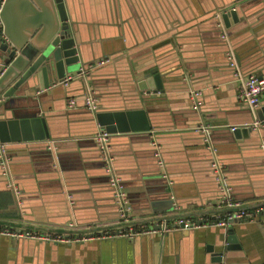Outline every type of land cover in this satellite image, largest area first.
<instances>
[{
  "label": "crops",
  "instance_id": "0c3cea01",
  "mask_svg": "<svg viewBox=\"0 0 264 264\" xmlns=\"http://www.w3.org/2000/svg\"><path fill=\"white\" fill-rule=\"evenodd\" d=\"M263 2L69 0L70 23L85 54L78 66L91 67L84 77L77 75L70 77L66 86L59 84L61 90L53 94L40 92L34 111L45 115L50 140L6 144L20 199H15L0 176V227L41 233L62 232L71 222L78 233L94 226L115 228L117 215L92 142L99 128L84 108L70 109L66 103L70 98L81 102L87 87L106 109L131 108L140 101L154 109L150 116L155 127L149 132L110 136L111 154L134 222H154L168 216L171 209L168 204L151 205L166 200L167 192L157 176L153 142L159 144L163 155L179 207L177 215L196 220L215 213L217 192L209 158L202 138L190 129L197 122L211 128L234 199L249 208L264 202V147L260 134L256 136L259 127L253 129L254 137L240 141L230 131L232 126L259 122L256 112L261 114L264 107V95L255 109L236 96L242 76L264 75ZM232 7L237 19L230 20L225 31L238 62L239 78L226 64L216 24V17ZM106 58L108 61L100 64L99 60ZM152 68L159 72L163 89L144 99L148 96L136 90V80ZM192 89L201 91L197 111L189 97ZM14 98L16 103L29 99L32 105L38 104L34 91ZM260 123L264 127V122ZM262 135L264 138V131ZM47 151L59 157L60 165L56 158L54 165L50 164ZM229 227L235 243L226 257L224 250L220 264H264V215ZM227 229L211 225L163 236L82 243L0 237V264H214L211 255L221 250L219 243L227 245Z\"/></svg>",
  "mask_w": 264,
  "mask_h": 264
},
{
  "label": "water",
  "instance_id": "95a60500",
  "mask_svg": "<svg viewBox=\"0 0 264 264\" xmlns=\"http://www.w3.org/2000/svg\"><path fill=\"white\" fill-rule=\"evenodd\" d=\"M68 3L69 0H0V144H5L6 153L9 157V170L11 168V159L6 144L48 141L51 138L45 115H40V112L37 110L34 111V108L39 106V101L41 99V96L39 95L40 92L48 90L47 92L53 94V91L57 92L58 90H61L62 87L59 84H62L66 77H75L80 74L82 69L88 70L89 67H91L90 65L84 66L83 68L78 66L82 63L83 58H85V54L83 52V44H78L74 36L75 29L70 23ZM235 11V7H232L223 10L220 17H216L219 38L222 41V46H225L223 53L227 61L226 64H228V67L231 69L232 75L234 74V69L229 66L230 61L226 57V52L229 49L233 52V47L229 41L225 28H228L230 20L236 21L237 14ZM220 24H223L224 28L221 27ZM222 35H225L226 38H222ZM107 59L108 58L105 60H99L100 64L104 65L105 61H108ZM234 59L238 67L235 54ZM98 66L95 67L97 68ZM185 80L188 81L190 78H185ZM186 82H184L185 85H188ZM162 89L160 74L155 68L149 69L147 73L142 74L136 80V90L140 95L148 96L142 97L144 99L152 98L153 95ZM31 91H34L35 101H37L38 104L32 105L29 99L28 102L24 104L19 101L16 103L14 97L26 95ZM190 91L199 90H189V97L191 99ZM95 97L98 99V96L95 95ZM197 103H199V99ZM77 107L84 108L82 101L77 102L76 108ZM25 108L28 109L26 110L27 112L22 110ZM198 108L199 104L196 109L193 107L195 111H197ZM85 110L91 116L95 126H97L99 130L110 135L146 133L155 127L152 123V116H150L154 109L150 104H141V101L131 108L114 110L106 109V107L100 106L98 102V109L95 113H91L87 109ZM256 114L259 122L253 120L249 125L243 124L244 126H232L235 128L232 134L235 140L240 141L241 138L248 139L254 137L253 129L259 127V129L256 130V136L258 138L260 134L261 142H263L262 144L264 147V138L262 135L264 127H260V122H264V107L261 109V114L258 111ZM255 122L257 123L256 125H254ZM200 125L201 124H198L197 122L192 125L190 129L195 131ZM193 133L200 136L203 142V134L200 131ZM209 137L211 144L216 151L215 155L223 165L224 163L220 158L219 150L215 144H213L212 132ZM110 141L111 139L108 142L109 147L111 145ZM157 145L159 146V144ZM152 148V157L158 170L157 176L162 179L165 187L164 190H167V192L166 200H161L162 202L155 201L152 202L151 205L154 206L153 208H157L162 204H168L171 205L170 210L172 211L173 203L178 204L172 189L173 186L167 176L161 151L159 150L160 155L156 157V149L155 147ZM97 152L102 172L107 180L110 198L118 217V208L113 197L114 189L110 185L109 176L104 169L103 155L98 148ZM206 152L209 158L208 165H210V171L212 174L211 180L215 186V191L217 192V199L219 191L215 176L211 169L212 156L207 148ZM45 154L47 160L53 165L54 158H56V160L59 158L56 155V157H54L50 151H47ZM159 159L163 162V169L158 165ZM59 161L60 160H58V162ZM113 169L122 181V177L117 173L114 158ZM164 174L166 176H164ZM226 176L228 178L227 173ZM4 183L6 184L5 181ZM228 183L231 186L229 178ZM19 194L15 196L17 201L20 199ZM69 202L71 203L70 207L73 208L74 198L72 195L69 196ZM170 210L168 211L171 212ZM232 232V228L228 227L225 232L227 234V245L224 246V243L220 241L221 243H219L218 248L221 250L211 255V263L220 264L224 259V250L226 257V252L233 249L235 239ZM212 251L213 250L210 252Z\"/></svg>",
  "mask_w": 264,
  "mask_h": 264
},
{
  "label": "built area",
  "instance_id": "2783aa9c",
  "mask_svg": "<svg viewBox=\"0 0 264 264\" xmlns=\"http://www.w3.org/2000/svg\"><path fill=\"white\" fill-rule=\"evenodd\" d=\"M264 1V0H263ZM222 38H226L222 35ZM226 57L230 61L229 66L234 69L235 77L239 78V71L236 65L234 54L232 50L226 52ZM81 77L85 76V70L79 74ZM70 77L63 80V85L66 86ZM193 107H198V99L201 96L200 91H190ZM264 95V75L258 76L256 74H248L242 76L240 85L237 91V99L242 104L248 106L250 109H255L259 105L260 99ZM67 107L72 109L76 107L77 100L75 98L67 99ZM83 107L91 113H95L98 109V100L95 97L94 91L87 87L82 96ZM210 126L202 125L195 129L203 134V142L212 156L211 169L215 176V181L218 186L219 196L215 201V213L208 217L203 216L198 219L185 218L177 215L179 207L176 203L172 205V211L168 216H160L154 222H134L131 216V206L127 198V192L122 185L120 177L113 169V157L110 154V147L108 142L110 134L99 130L94 136L93 140L98 150L103 155L104 169L109 176L110 185L114 189V200L117 205V223L114 229H109L107 226L89 227L85 232H76V224L68 223L62 232L48 231L36 232L29 229H12L9 226L0 227V237L10 238L13 240L18 239H34L44 242L53 243H82L93 239H111V238H125L127 240H134L137 237L160 234L161 236L179 230H194L201 227L217 226L227 228L234 223L244 221H255L261 215H264V202L258 203L254 207H245L243 204L234 199L232 195V188L228 183L223 165L217 159L215 149L210 141ZM234 127H230V131H234ZM156 149L155 156L158 157L159 146L153 142ZM5 144H0V170L1 176L6 182V187L17 196L18 190L16 189L9 170V157L7 156ZM158 165L163 169V162L161 159ZM164 176H166L164 174Z\"/></svg>",
  "mask_w": 264,
  "mask_h": 264
}]
</instances>
